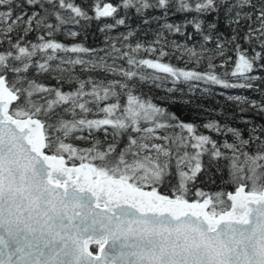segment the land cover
I'll use <instances>...</instances> for the list:
<instances>
[{
    "label": "snow or ice",
    "instance_id": "6c2138e0",
    "mask_svg": "<svg viewBox=\"0 0 264 264\" xmlns=\"http://www.w3.org/2000/svg\"><path fill=\"white\" fill-rule=\"evenodd\" d=\"M121 7L168 10L173 0H94V16L74 0H0V264H264V125L251 127L245 138L240 129L204 124L231 134V142L221 143L136 94L132 83L172 78L253 88L252 81H264L251 75L264 61V0H176L179 11L197 15L185 25L165 24L169 31L182 33L190 24L203 32L205 13H223L229 25H237L234 32L241 21L249 22L244 39L255 40L261 50L249 56L237 43L234 67L222 75L211 56L204 72L162 62L168 55L163 45L118 47L106 38V47L92 49L54 38L62 25L80 19H114L101 31L124 25V18H116ZM33 32L35 41L28 40ZM213 39L203 35L205 42ZM141 50L156 58H138ZM184 51L199 65L210 50ZM215 51L223 56L224 44L217 43ZM78 66L119 78H82ZM43 75L57 84L36 79ZM229 99L264 112L256 101ZM71 139L91 143L82 148ZM222 161L235 192L196 189L195 198H187L188 185L200 175L223 172ZM173 176L171 194L161 193Z\"/></svg>",
    "mask_w": 264,
    "mask_h": 264
},
{
    "label": "trees",
    "instance_id": "16d2710c",
    "mask_svg": "<svg viewBox=\"0 0 264 264\" xmlns=\"http://www.w3.org/2000/svg\"><path fill=\"white\" fill-rule=\"evenodd\" d=\"M80 7L84 8L89 16H94L92 10L94 0H74ZM106 3L114 5L121 4L122 0H104ZM154 2V0H151ZM68 13H65L67 15ZM193 12L179 11L176 7V0H173V7L168 10L161 8L145 9L142 13H137L135 8L124 9L120 8L116 18H124L126 23L118 25L113 29L101 31L100 29L105 24H113L115 21L112 18H102L100 20L80 19L78 24L68 23L61 26L60 31L56 32L54 38L66 45L76 43H83L85 47L92 49H100L107 46L111 38L118 41L117 46L123 43L131 44L133 47L136 43H141L147 47H160L163 45V50L168 53L163 58L162 62L169 63L179 68L195 69L201 72L207 71L208 57H213V63L217 65L215 72L222 75L225 72H231L236 60L235 45L238 43L241 49L246 50L251 56L254 52H259L260 45L255 40L248 41L244 39L249 22L241 21L238 31L237 25H229L223 13H205L200 15V19L204 20L203 32H197L192 25H186L182 28V33L167 30L165 24L185 25L187 20H191L196 16ZM49 23H56L55 17L49 19ZM209 23H216L215 30L208 29ZM70 31L79 33L76 37L68 35ZM131 31L133 35L128 38L126 42L119 40L121 36H126ZM212 35V41L205 42L203 35ZM233 35L238 37L237 40L232 41ZM37 33H30L28 40L35 41ZM218 37V39H217ZM159 38V44L155 43ZM228 41H232L228 43ZM217 43L224 44V55H218L215 51ZM181 45L187 48H194L197 52L207 48L210 51L204 52L203 58L199 65L195 64L193 59H190L188 54L184 51V47H176ZM7 45H5L6 47ZM64 55V54H60ZM72 56V54H69ZM229 57L232 59L220 67L223 61ZM74 58V56L72 57ZM85 59L89 57L85 56ZM138 58H152L156 57L149 52L141 50ZM111 62V61H109ZM117 63H124L118 61ZM264 63L260 61L257 64V70L251 73L254 76L264 77V69L259 68V64ZM127 66L126 64L124 65ZM146 72H152L151 69H145ZM76 74L82 78L88 76L96 77L97 79H118L111 74H105L100 71H81L79 66L76 69ZM29 76H34L35 71L28 73ZM163 75V74H160ZM234 77L228 76L230 82ZM39 82L49 85H56L57 81L52 79L50 75L37 76ZM135 85L134 91L138 95L150 98L154 103L165 108L168 112L174 113L179 121L186 123H193L197 126L198 134L210 135L212 139L223 142L224 139L232 140L231 134L221 135L211 129L203 127L208 122H217L219 125L237 128L243 131L245 138L248 136V130L253 126L264 125V112L254 108L251 103H241L236 100L229 99V97H245L248 101H256L258 104L264 105V81L255 80L253 88H224L220 85H213L203 81H177L173 83L172 78L162 79L158 81H139L138 79L132 82ZM235 83V82H234ZM70 86L65 84L64 90H69ZM172 89V91H169ZM89 118H92L91 116ZM176 131H179L177 129ZM87 135V133H85ZM95 137L101 141L104 140L103 132L95 133ZM79 147H88L91 141H81L71 139L68 141ZM191 151V149H189ZM207 157H205V160ZM226 162H221L220 167L223 172L212 170L211 173H204L198 177L195 183L189 184V192L187 198L194 199L196 189H202L209 194L217 192H235L236 184L230 180L227 169L224 168ZM211 175V179H209ZM177 184V179L173 176L170 182L166 181L163 187L160 188L161 193L171 194V189ZM96 248L94 247V250Z\"/></svg>",
    "mask_w": 264,
    "mask_h": 264
},
{
    "label": "rangeland",
    "instance_id": "374dc122",
    "mask_svg": "<svg viewBox=\"0 0 264 264\" xmlns=\"http://www.w3.org/2000/svg\"><path fill=\"white\" fill-rule=\"evenodd\" d=\"M233 81H234L235 83H238V82H244V81H242V80H240V79H238V78H235V77L233 78ZM96 250H97V249L94 250V248L92 249L93 252H96Z\"/></svg>",
    "mask_w": 264,
    "mask_h": 264
},
{
    "label": "water",
    "instance_id": "95a60500",
    "mask_svg": "<svg viewBox=\"0 0 264 264\" xmlns=\"http://www.w3.org/2000/svg\"><path fill=\"white\" fill-rule=\"evenodd\" d=\"M238 83H243V82H238ZM96 247L94 244H89V250L92 251V249ZM97 249V248H96ZM97 251V250H96ZM93 252V251H92ZM94 253V252H93Z\"/></svg>",
    "mask_w": 264,
    "mask_h": 264
}]
</instances>
